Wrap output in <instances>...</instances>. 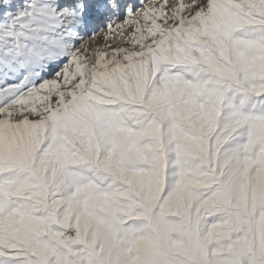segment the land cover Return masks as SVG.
Returning a JSON list of instances; mask_svg holds the SVG:
<instances>
[{
  "label": "snow or ice",
  "instance_id": "1",
  "mask_svg": "<svg viewBox=\"0 0 264 264\" xmlns=\"http://www.w3.org/2000/svg\"><path fill=\"white\" fill-rule=\"evenodd\" d=\"M0 264H264V0H0Z\"/></svg>",
  "mask_w": 264,
  "mask_h": 264
},
{
  "label": "rangeland",
  "instance_id": "2",
  "mask_svg": "<svg viewBox=\"0 0 264 264\" xmlns=\"http://www.w3.org/2000/svg\"><path fill=\"white\" fill-rule=\"evenodd\" d=\"M147 3H152L153 0H146ZM156 2H159V0H156ZM185 3H190L191 0H184ZM101 36H103V33H100ZM98 43H102V41H98ZM122 46H128L127 43L122 44ZM54 71V68L52 69Z\"/></svg>",
  "mask_w": 264,
  "mask_h": 264
}]
</instances>
